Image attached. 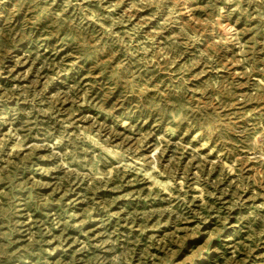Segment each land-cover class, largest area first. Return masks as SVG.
<instances>
[{
	"label": "rangeland",
	"instance_id": "374dc122",
	"mask_svg": "<svg viewBox=\"0 0 264 264\" xmlns=\"http://www.w3.org/2000/svg\"><path fill=\"white\" fill-rule=\"evenodd\" d=\"M0 264H264V0H0Z\"/></svg>",
	"mask_w": 264,
	"mask_h": 264
},
{
	"label": "bare ground",
	"instance_id": "6f19581e",
	"mask_svg": "<svg viewBox=\"0 0 264 264\" xmlns=\"http://www.w3.org/2000/svg\"><path fill=\"white\" fill-rule=\"evenodd\" d=\"M181 11V10H180ZM219 23H221V22H219ZM203 131V130H202Z\"/></svg>",
	"mask_w": 264,
	"mask_h": 264
}]
</instances>
